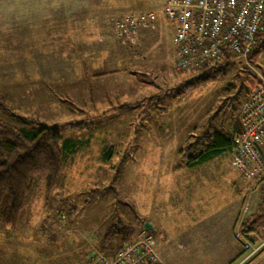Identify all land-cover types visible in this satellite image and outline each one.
Instances as JSON below:
<instances>
[{
  "label": "rangeland",
  "instance_id": "rangeland-1",
  "mask_svg": "<svg viewBox=\"0 0 264 264\" xmlns=\"http://www.w3.org/2000/svg\"><path fill=\"white\" fill-rule=\"evenodd\" d=\"M164 1L11 0L36 16L44 12L43 25L33 24L26 37L11 31L26 43L13 47L12 57L0 48V119L25 129L53 126L70 146L62 147L55 186L48 189L44 176H33L15 229L0 226V264H80L93 252L112 260L121 247L103 241L111 219L135 229L124 243L135 239L144 232L142 222L155 224L163 169L188 166L181 152L205 130L235 129L252 72L235 59L219 76L187 85L196 73L173 68L174 24L162 13ZM143 11L155 12L152 24L117 41L109 16ZM199 168L219 169V181L207 189L218 216L199 225L214 218L234 239L261 202L264 181L245 183L229 151ZM166 190L167 199H180L176 186Z\"/></svg>",
  "mask_w": 264,
  "mask_h": 264
},
{
  "label": "built area",
  "instance_id": "built-area-1",
  "mask_svg": "<svg viewBox=\"0 0 264 264\" xmlns=\"http://www.w3.org/2000/svg\"><path fill=\"white\" fill-rule=\"evenodd\" d=\"M162 13L174 24L175 71L217 68L241 59L256 77L240 102L239 129L231 132L229 153L245 183L264 181V51L250 56L256 34L264 30V0H165ZM154 19V11L108 18L118 40L134 37ZM143 231L124 243L112 260L93 252L80 264H159L152 233ZM233 237L241 252L232 264H264V236L251 239L236 229Z\"/></svg>",
  "mask_w": 264,
  "mask_h": 264
},
{
  "label": "trees",
  "instance_id": "trees-1",
  "mask_svg": "<svg viewBox=\"0 0 264 264\" xmlns=\"http://www.w3.org/2000/svg\"><path fill=\"white\" fill-rule=\"evenodd\" d=\"M261 51H264V30L256 34L255 49L250 56L255 57ZM228 65L229 63L217 68H200L195 71L194 80L187 85L200 84L215 78ZM246 82L247 88L243 95H247L256 82V77L250 73ZM232 87L230 84L225 89L227 91ZM176 93H181V89ZM240 102L233 119L235 130L239 129L237 110ZM231 143V134L224 127L212 131L207 129L183 149L180 157L186 165L194 166L229 151ZM62 147L68 149L69 140H62L59 131L53 126L40 125L35 129H25L0 119V226L15 229L33 176H44L48 189L55 186L63 162ZM95 191H89L88 197ZM260 197L261 202L257 209L243 219L238 227L251 239L264 236V188L260 190ZM141 228L144 230L143 222ZM134 235L133 226L116 218L108 223L103 241L113 240L119 249ZM237 256L227 264H232Z\"/></svg>",
  "mask_w": 264,
  "mask_h": 264
},
{
  "label": "crops",
  "instance_id": "crops-1",
  "mask_svg": "<svg viewBox=\"0 0 264 264\" xmlns=\"http://www.w3.org/2000/svg\"><path fill=\"white\" fill-rule=\"evenodd\" d=\"M43 13L36 16L29 7L11 4V0L0 6V32H3V37L0 34V48H5L3 53L6 57H12L13 47L26 44L22 38L13 39L11 31H23L26 37V31L32 29L33 24L36 29L43 25ZM75 22L73 20L71 26L75 27ZM20 53L21 56H26L24 50L21 49ZM198 165L163 169L160 173L159 185L164 197L157 199L155 224L151 223L154 225L151 232L156 240L159 260L163 264H227L239 255L238 243L229 233L220 232L218 220L213 218L212 221L199 225L200 220L205 217L218 216V213L215 214V207H211L214 199L208 197L207 189L209 185L214 189L215 182L219 181V169L217 168L216 173H208ZM172 185L178 189L180 199L172 201L166 198L169 195L166 189ZM234 220L235 218L233 222ZM229 242L234 243L232 250L228 249Z\"/></svg>",
  "mask_w": 264,
  "mask_h": 264
},
{
  "label": "water",
  "instance_id": "water-1",
  "mask_svg": "<svg viewBox=\"0 0 264 264\" xmlns=\"http://www.w3.org/2000/svg\"><path fill=\"white\" fill-rule=\"evenodd\" d=\"M143 228H144V230H150V231L153 230L152 225L149 224L148 222H144V223H143Z\"/></svg>",
  "mask_w": 264,
  "mask_h": 264
}]
</instances>
